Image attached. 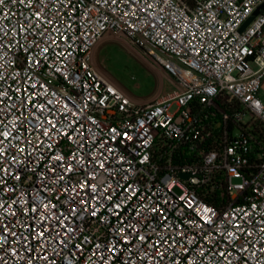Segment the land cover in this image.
Listing matches in <instances>:
<instances>
[{
  "label": "built area",
  "instance_id": "2783aa9c",
  "mask_svg": "<svg viewBox=\"0 0 264 264\" xmlns=\"http://www.w3.org/2000/svg\"><path fill=\"white\" fill-rule=\"evenodd\" d=\"M263 81L264 0H0V264H264Z\"/></svg>",
  "mask_w": 264,
  "mask_h": 264
},
{
  "label": "rangeland",
  "instance_id": "374dc122",
  "mask_svg": "<svg viewBox=\"0 0 264 264\" xmlns=\"http://www.w3.org/2000/svg\"><path fill=\"white\" fill-rule=\"evenodd\" d=\"M102 39L117 42V44L110 43L101 47L98 51V61L106 76L111 81L117 82V86L121 90H126L135 97L142 96L141 98H143L156 85H160V93L170 89V81L161 77L157 71L146 64L145 61L149 63L151 61L142 54L139 48L129 44L121 35L112 32L105 33ZM142 57L145 58V61L142 60L144 59ZM259 98L264 100V81L259 88ZM175 191L177 190L175 189Z\"/></svg>",
  "mask_w": 264,
  "mask_h": 264
},
{
  "label": "crops",
  "instance_id": "0c3cea01",
  "mask_svg": "<svg viewBox=\"0 0 264 264\" xmlns=\"http://www.w3.org/2000/svg\"><path fill=\"white\" fill-rule=\"evenodd\" d=\"M103 37V36H102ZM102 37L97 41V43L95 44L93 50H92V57H91V63H92V66L93 68L98 72V74L104 78H108V76H106V74L104 73L103 69L101 68V66L99 65V61H98V51L101 47L107 45V44H110V43H116L115 41H111V40H106V39H102ZM134 54V53H133ZM136 56V54H134ZM137 57V56H136ZM139 58V57H138ZM144 58V57H142ZM140 58V59H142ZM145 61V58L142 59ZM146 64H148L149 67H151L153 70L157 71L161 77L163 78H167L169 80V77L164 73L162 72L160 69H158L152 62H147L145 61ZM110 80V79H109ZM116 86H117V82H114L112 81ZM124 93H126L130 98L136 100V101H147V100H151V99H154V98H157V97H160L161 95L165 94L167 91L165 92H159L160 91V85H156L155 88L146 96H143V98L141 97H135L133 95H130L126 90H122Z\"/></svg>",
  "mask_w": 264,
  "mask_h": 264
},
{
  "label": "water",
  "instance_id": "95a60500",
  "mask_svg": "<svg viewBox=\"0 0 264 264\" xmlns=\"http://www.w3.org/2000/svg\"><path fill=\"white\" fill-rule=\"evenodd\" d=\"M252 16H249L239 27V29H242L247 23L248 21L251 19Z\"/></svg>",
  "mask_w": 264,
  "mask_h": 264
}]
</instances>
